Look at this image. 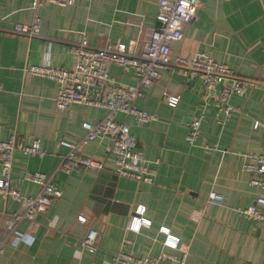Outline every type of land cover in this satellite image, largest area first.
<instances>
[{"label":"crops","instance_id":"obj_1","mask_svg":"<svg viewBox=\"0 0 264 264\" xmlns=\"http://www.w3.org/2000/svg\"><path fill=\"white\" fill-rule=\"evenodd\" d=\"M31 0H0V27L12 23L29 24ZM157 0H73L71 5L45 3L37 8L38 35L29 39L0 30V139L16 134L24 144L38 139L42 157L15 151L10 185L23 196L36 194L38 186L24 178L39 171L52 174L61 190L38 226L25 221L17 225L21 239L7 240L0 264H122L112 253L156 258L161 252L179 257L184 264H261L264 256V225L237 212L250 204L262 190L248 184L241 169L243 154H264V129L253 128V120L264 124V4L260 0H200L182 38L170 44V56H191L201 52L226 64L235 76L257 81L244 93L229 97L230 113L219 122L213 100L202 101L198 76L178 68H159L158 77L143 95L131 104L156 114L143 125L130 116L116 119L128 126L136 149L154 170L151 183H142L113 173L111 154L103 142L94 140L80 149L84 155L100 159L103 170H54L66 144L81 135L80 122H95L104 109L71 104L66 110L55 107L56 82L28 75L27 65L47 61L57 68H71L69 48L82 36L89 45L103 47L134 39L146 42L154 28ZM109 77L118 84H134L129 68L107 66ZM105 83H97L92 96L101 94ZM164 94L177 96L174 107ZM202 107H199V104ZM198 138L187 144L184 136L188 120L200 111ZM221 195L219 203L208 193ZM137 205L150 221L137 232L126 223ZM16 201L0 198V215L20 210ZM83 215L85 223L76 221ZM159 226H165L180 240V247L161 246ZM88 229L96 231L93 252L81 250L77 238ZM2 232L0 231V237ZM159 264H175L165 258Z\"/></svg>","mask_w":264,"mask_h":264},{"label":"built area","instance_id":"obj_2","mask_svg":"<svg viewBox=\"0 0 264 264\" xmlns=\"http://www.w3.org/2000/svg\"><path fill=\"white\" fill-rule=\"evenodd\" d=\"M264 4V0H260ZM73 0H31L30 8L33 12L29 24L14 22L9 28H1L4 33L29 39L38 35L40 18L37 8L45 3L57 6L71 5ZM200 0H157L155 25L146 42L130 39L126 42L117 41L103 47L91 46L86 38L69 48L73 56L71 68H57L47 61L39 65H27L24 72L28 75L46 77L56 82L57 91L54 97L55 107L66 110L71 104H84L104 109V114L95 122L82 121L81 135L73 142L61 141L66 144L65 152L59 157L54 170L68 174L73 170L90 169L103 170L104 164L100 159L84 155L80 149L87 143L100 140L103 142L104 153L111 154L113 173L116 176L127 177L142 183H151L154 170L136 149L133 148L129 136L128 126L118 121L116 115L121 113L130 116L136 123L143 125L155 121L156 114L135 108L131 102L143 95V90L149 88L158 77L159 68H178L182 73L198 76L202 83V101L212 99L214 106L222 117L219 122L226 121L230 113L228 99L231 95L244 93L249 85L257 81L235 76L230 68L214 61L207 54L197 52L191 56H170V44L182 38V28L193 18ZM116 64L122 68H129L135 75V82L131 85L118 84L108 75L107 66ZM105 83L99 96H92L91 91L97 83ZM165 103L174 107L177 96L164 94ZM203 105L200 103L199 107ZM203 111L194 114L187 122L184 140L187 144H194L200 131ZM252 127L264 129V124L253 120ZM15 151L42 157L45 151L40 147L38 139H32L28 144L14 133L5 140L0 139V198L10 199L20 204V210L0 215V255L7 240L15 244L21 239L17 225L25 221L28 226H38L36 219L48 208L53 198L61 195V190L52 181V174L33 171L24 174V178L38 186L36 194L23 196L10 185L12 156ZM242 171L248 174V184L262 190L254 200L237 210L244 218L264 225V154H243ZM208 200L219 203L221 195L208 193ZM144 207L137 205L126 223V229L137 232L140 227H148L150 221L143 217ZM76 221L83 224L85 217L76 216ZM161 238V246L168 250L180 247L179 238L172 234L165 226L157 230ZM96 231L88 229L84 236L77 238L81 250L93 252ZM186 251L181 250L179 257L161 252L156 258L135 257L126 253H112V260L122 264H159L160 259H169L175 264H184ZM261 264H264V256Z\"/></svg>","mask_w":264,"mask_h":264}]
</instances>
